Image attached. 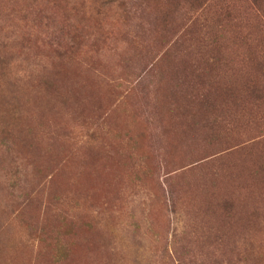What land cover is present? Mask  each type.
<instances>
[{
    "label": "rangeland",
    "instance_id": "1",
    "mask_svg": "<svg viewBox=\"0 0 264 264\" xmlns=\"http://www.w3.org/2000/svg\"><path fill=\"white\" fill-rule=\"evenodd\" d=\"M255 1L0 0V264H264Z\"/></svg>",
    "mask_w": 264,
    "mask_h": 264
},
{
    "label": "trees",
    "instance_id": "2",
    "mask_svg": "<svg viewBox=\"0 0 264 264\" xmlns=\"http://www.w3.org/2000/svg\"><path fill=\"white\" fill-rule=\"evenodd\" d=\"M254 3L256 4L255 0H254ZM254 3H252L253 6H255ZM200 8L206 10V7H205L203 2L201 4ZM195 22H201L200 21V17H197ZM200 26H201L202 29L203 28H207L205 26V22L204 23L201 22ZM258 59H259L258 65L260 66V68L257 69L256 72L259 74V79L256 80V82H254V83H251V82L246 83L245 86H244V89L242 90L245 93V95H247L248 97L249 96H255V95L258 96V95H262L264 93V70H262V69H264V56L263 57L260 56Z\"/></svg>",
    "mask_w": 264,
    "mask_h": 264
}]
</instances>
